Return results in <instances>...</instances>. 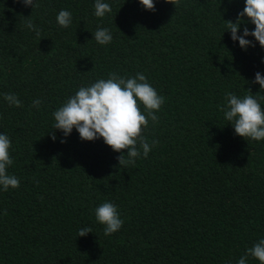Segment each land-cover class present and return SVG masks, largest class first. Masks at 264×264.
Returning a JSON list of instances; mask_svg holds the SVG:
<instances>
[{"label":"trees","instance_id":"trees-1","mask_svg":"<svg viewBox=\"0 0 264 264\" xmlns=\"http://www.w3.org/2000/svg\"><path fill=\"white\" fill-rule=\"evenodd\" d=\"M104 2L111 12L97 17L95 0L33 8L0 0V94L22 105L0 95L7 171L20 181L0 187V264H237L264 239V140L236 136L218 110L226 93L264 95L253 83L264 76V49L251 36L254 46L241 49L225 23L245 0H154V11L138 0ZM61 10L72 14L68 28L56 23ZM243 21L238 35L254 31ZM98 27L110 31L109 44L93 38ZM110 73H142L165 98L158 122L143 130L159 143L134 166L118 164L127 150L52 129L55 110ZM104 202L124 221L109 236L94 215ZM85 227L92 233L78 237Z\"/></svg>","mask_w":264,"mask_h":264},{"label":"clouds","instance_id":"clouds-1","mask_svg":"<svg viewBox=\"0 0 264 264\" xmlns=\"http://www.w3.org/2000/svg\"><path fill=\"white\" fill-rule=\"evenodd\" d=\"M25 7H38L35 0H15ZM139 4L148 11L155 10L154 0H138ZM172 3V0H165ZM94 14L103 17L111 12V6L104 0H95ZM254 25V31H249L245 26L242 34L238 35L243 18ZM56 23L62 28H68L72 23V14L61 10L56 16ZM231 33V40L238 42L241 49L253 47L251 36L255 42L264 49V0H245L243 11L238 13L236 22H225ZM25 26L40 36L38 29L30 17L25 19ZM93 38L100 45H107L112 41V35L107 28H97ZM264 63V60L261 61ZM254 84L264 91V76L255 73ZM243 97L234 93H226V103L218 105V110L223 113L225 121L234 129L236 136L259 142L264 140V108L261 101L264 95L260 92L253 95L250 90ZM3 99L9 106L21 107V102L15 94L4 93ZM165 102V98L158 94L156 89L148 82L146 76L137 73L133 77H122L110 73L107 79H98L89 86L80 87L74 95L69 97L57 110L53 112L54 125L52 129L59 130L64 137L71 134L73 129L79 134L82 141L91 142L102 139L104 144L113 152L121 153L127 150L126 155L117 157L119 166L127 167L135 163L141 154L146 158L152 148L159 143L153 140L151 144L143 135V130L148 126L149 119L156 123L155 115ZM40 100H34L32 107L39 109ZM143 109V110H142ZM53 141L56 136H51ZM64 142V141H61ZM11 140L6 134H0V187L4 191L9 188L16 189L20 186L19 179L10 175L8 167L13 164L9 149ZM97 223L104 226V235L114 234L122 227L124 221L120 218L117 207L111 202H104L94 209ZM92 233V229L85 227L78 231V237ZM249 257L254 258L259 264H264V239H260L252 247L247 248L237 264H246Z\"/></svg>","mask_w":264,"mask_h":264}]
</instances>
